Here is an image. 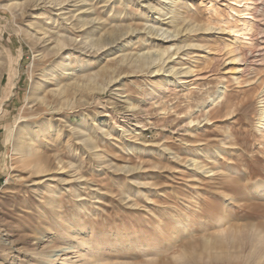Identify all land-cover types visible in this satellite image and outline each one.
Listing matches in <instances>:
<instances>
[{"label": "rangeland", "instance_id": "obj_1", "mask_svg": "<svg viewBox=\"0 0 264 264\" xmlns=\"http://www.w3.org/2000/svg\"><path fill=\"white\" fill-rule=\"evenodd\" d=\"M263 40L264 0H0V264L173 260L180 237L147 250L109 237L138 220L137 238L157 240L148 229L195 215L190 235L214 232L226 207L245 221L264 203ZM74 211L81 234L60 225ZM23 212L21 242L22 222L2 223Z\"/></svg>", "mask_w": 264, "mask_h": 264}, {"label": "bare ground", "instance_id": "obj_2", "mask_svg": "<svg viewBox=\"0 0 264 264\" xmlns=\"http://www.w3.org/2000/svg\"><path fill=\"white\" fill-rule=\"evenodd\" d=\"M110 33L113 42L114 40L115 41L126 40L124 38V35L120 34L119 30L115 28L111 29ZM128 38H133L131 39L130 44L135 42L133 35H129ZM68 40L67 38H63V45L64 46L67 45V48L69 49L71 48L77 49L78 46L77 47L74 46L75 44ZM101 43H103V39L101 40V42H98L97 44L101 45ZM262 50L264 51V46L260 48L259 55L263 54ZM139 63H140L139 64L140 69L146 64L144 59H140ZM2 68H0V73L3 70ZM177 73L179 72H176V74ZM99 75L106 76L107 73L104 72L103 74H99ZM166 85H167V81H163L158 86L160 88H164ZM70 89L71 87L69 86L64 88V91L67 95L71 93ZM263 101L264 98L262 99V102ZM142 127H143L142 124L137 125V128H142ZM51 128H52L51 125H45L39 128L37 134L35 133L33 134L29 132L24 136L23 139L21 138V140H19L17 138L15 140L16 154L20 156L26 154L27 150L35 144L37 139L44 138L51 133ZM22 161L25 163L27 162V159L23 158ZM262 186L264 187V184H262ZM229 188L234 189L235 196H239L240 198L247 197L248 195L246 191L243 189V187H241V184L239 185L238 181L236 182L235 185L229 186ZM233 198L237 200V197H233ZM263 211H264V203H257L253 206V208H248L243 211L246 215V218L242 215V219H245V221L241 222L240 220L234 219L232 211H229L227 207L223 211H221L220 209V211L218 212L219 213L222 212V214H218L219 216L217 217V219L219 222H222L225 225L223 229L214 232H210V229H206L203 232L201 230L200 231L195 230V232H193L194 233L193 235H190L191 230L187 228V226L188 223L190 224L194 223V225L199 223L197 220L198 219L197 215L190 216L187 220L188 221L187 224L186 222L179 220V222L181 221L180 223H182L183 225L182 227L173 226L170 227L169 229H166L165 227H163L162 223H160L157 228L148 229L150 231H154V234L157 235V240L147 239L146 241L137 238V236L135 235V233L138 234L140 231H142L145 228L141 224V222L136 220V222L134 221L133 223L129 224L130 225L129 228L121 227L120 229H118V231L115 234H113L109 238H113L112 243L116 241L121 243L127 239H130L133 247L141 246L142 249L145 250L153 246L159 245L167 237H170L171 239H177L179 237L181 238L177 242V246L179 247L180 251L176 255H174L173 260L171 258H169V260H165L166 258L164 259L163 257H160L158 259L148 261L143 264H220V263L233 264L231 259L233 257H240L244 253H246L249 257L252 258L254 257L256 259L257 264H264V221H261L259 217L261 215L264 216ZM236 212H240V211L236 210ZM26 214H27L26 212H23V214L21 215L12 214L13 215L12 221L11 220L4 221L2 225L10 228L16 222H22L23 218L25 217L24 215ZM59 220L60 223L64 222L66 224V225H63V223L60 224L62 225L64 230L71 229L72 227H74L76 229L75 231L77 232V234H81V231L85 229L88 225L85 217H82L78 211H74L72 213H63V215L59 218ZM204 224L206 223L203 221L200 226ZM20 225L21 227L19 226L20 228L16 231L19 232L18 235L22 242L27 236L26 230L28 229L29 224L27 221H23ZM133 231L136 232L133 233ZM34 236H36L35 233L30 237H34ZM94 257H95L94 259L95 261L100 259V257H97V255L95 254ZM122 264H129V263H122Z\"/></svg>", "mask_w": 264, "mask_h": 264}]
</instances>
